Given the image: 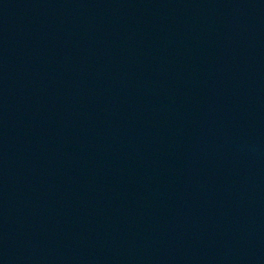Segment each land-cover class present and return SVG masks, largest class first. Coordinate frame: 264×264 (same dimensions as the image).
Masks as SVG:
<instances>
[{
	"label": "water",
	"instance_id": "95a60500",
	"mask_svg": "<svg viewBox=\"0 0 264 264\" xmlns=\"http://www.w3.org/2000/svg\"><path fill=\"white\" fill-rule=\"evenodd\" d=\"M0 264H264V0H0Z\"/></svg>",
	"mask_w": 264,
	"mask_h": 264
}]
</instances>
